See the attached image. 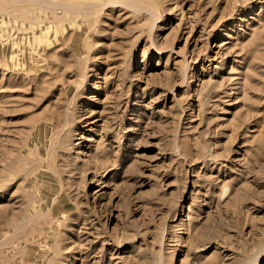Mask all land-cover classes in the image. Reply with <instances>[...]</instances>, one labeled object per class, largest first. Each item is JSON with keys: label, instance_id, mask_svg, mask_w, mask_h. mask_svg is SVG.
<instances>
[{"label": "rangeland", "instance_id": "374dc122", "mask_svg": "<svg viewBox=\"0 0 264 264\" xmlns=\"http://www.w3.org/2000/svg\"><path fill=\"white\" fill-rule=\"evenodd\" d=\"M30 1L0 0V264H264V0Z\"/></svg>", "mask_w": 264, "mask_h": 264}, {"label": "bare ground", "instance_id": "6f19581e", "mask_svg": "<svg viewBox=\"0 0 264 264\" xmlns=\"http://www.w3.org/2000/svg\"><path fill=\"white\" fill-rule=\"evenodd\" d=\"M27 1V0H26ZM32 1V0H31ZM30 1V2H31ZM34 1V0H33ZM29 2V1H28ZM110 2V1H109ZM109 2L108 3H106V4H109ZM118 3V2H117ZM111 4V3H110ZM114 4V3H113ZM24 7H25V5H24ZM51 7V6H50ZM64 10V9H63ZM70 11V10H69ZM66 12V11H65ZM71 12V11H70ZM28 13V12H27ZM22 14V13H21ZM14 15V14H13ZM12 15V16H13ZM18 15V14H17ZM23 15V14H22ZM19 16V15H18ZM19 19H21V18H19ZM24 19V18H23ZM26 19V18H25ZM38 32V31H37ZM10 52V51H9ZM10 54V53H9ZM2 55H3V53H2ZM41 56V55H40ZM55 123H58V122H55ZM55 125H57V124H55ZM57 127V126H56ZM55 130V129H54ZM50 142V141H49ZM31 213V212H30ZM25 233V232H24Z\"/></svg>", "mask_w": 264, "mask_h": 264}]
</instances>
